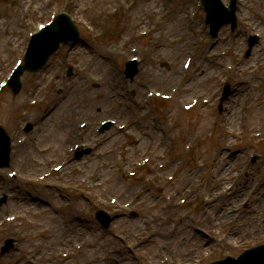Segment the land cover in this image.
Listing matches in <instances>:
<instances>
[{
    "label": "rangeland",
    "instance_id": "obj_1",
    "mask_svg": "<svg viewBox=\"0 0 264 264\" xmlns=\"http://www.w3.org/2000/svg\"><path fill=\"white\" fill-rule=\"evenodd\" d=\"M199 1L0 0V81L24 57L29 34H36L38 24L54 12L72 16L82 38L77 46H64L41 73H26L18 96L6 90L0 98V127L14 137L15 148L10 167L0 171V198L6 199L0 205V251L8 239L15 248L0 255V264H210L264 244L262 223L256 220L261 229L253 233L231 210L250 202L242 213L255 223L254 205L264 197V0H247L249 6L241 9L238 0L239 27L235 33L224 28L216 44L204 11L198 10L190 24L186 19ZM179 17L187 31L182 53ZM89 25L99 38L87 30ZM144 30L149 36L138 38ZM255 34L260 40L247 58L248 41ZM120 44H126L127 54L111 57L108 50ZM103 56L120 73L119 84L106 85L102 69H87ZM132 56L142 59L134 80L126 76ZM187 58L192 68L186 73ZM246 69L249 75L242 73ZM225 84L232 94L221 108ZM174 90L172 101L156 97ZM109 93L117 104L105 102ZM32 100L38 101L36 107L29 106ZM194 100L199 101L195 108L185 111ZM108 119L127 129L114 127L93 137ZM82 123L89 126L79 129ZM25 124L32 126L27 134ZM77 130L88 144L78 141V147L96 146L94 152L83 151L78 161L72 154L66 158L74 150ZM22 137L27 142L18 147ZM237 156L239 164L233 166ZM65 161L72 162L66 171L41 180ZM11 171L19 178L9 179ZM258 180L248 195H233ZM206 192L223 196L207 203ZM227 194L232 195L229 204ZM99 211L115 218L109 230L97 223ZM9 217L15 221L8 223ZM242 228L240 239L236 236ZM145 229L152 232L141 237ZM126 245L134 248L122 252ZM118 256L124 261L116 262ZM164 258L169 261L160 263Z\"/></svg>",
    "mask_w": 264,
    "mask_h": 264
},
{
    "label": "bare ground",
    "instance_id": "obj_2",
    "mask_svg": "<svg viewBox=\"0 0 264 264\" xmlns=\"http://www.w3.org/2000/svg\"><path fill=\"white\" fill-rule=\"evenodd\" d=\"M260 3L263 1V0H258ZM257 1V2H258ZM249 1H247V0H242V2H241V6H240V9L241 8H243V7H247V6H249ZM192 5V4H191ZM256 5V4H255ZM195 6V5H194ZM257 6V5H256ZM182 7V6H181ZM258 7V6H257ZM254 11H256L258 8H256V7H251ZM250 10V9H249ZM256 15H258V13H256ZM185 16H186V19L188 20V23L190 22V17H189V11L187 12V15L185 14ZM259 18H260V16H259ZM178 24H180L181 26H182V29H180V31H183L182 32V37H181V41H179L180 43L179 44H181V46H179V47H181V49H180V52L182 53V52H184L185 50H186V46H187V39H186V36H187V31L184 29L183 30V27H184V21L182 20V18L180 19V17H179V22H178ZM190 24V23H189ZM256 24L257 25H259V23H258V21L256 22ZM167 41H169L168 39H167ZM170 42V41H169ZM173 45H176V43H173V42H171ZM178 44V43H177ZM168 45V44H167ZM118 47H122L123 49H125L127 46H126V44H123V45H118ZM112 49V48H111ZM252 48H251V46L250 45H248V50H249V52L251 51V52H253L252 50H251ZM117 52H116V50L114 49V50H108V54L111 56V57H113V55L115 56V54H116ZM117 55V54H116ZM118 55H121V54H118ZM93 57V56H92ZM108 56H103L101 59H100V61L99 60H96V62H94V64H91L90 62L88 63V67H87V69H89V67H94L96 70H103V75L102 76H104V78H105V80L104 81H106L107 79H108V82L106 83V85H112V86H114L115 85V83L116 84H119V79H120V73L118 72V70H116L115 69V67L113 66V64L112 63H109V57L107 58ZM251 69V68H250ZM250 69H246V70H243L242 71V73L243 74H247V75H249V72H250ZM83 72V71H82ZM87 72V71H86ZM253 72H256V73H260L261 71H259V70H253ZM107 73H108V75H107ZM252 74V73H251ZM263 74H264V71H263ZM106 75H107V77H106ZM129 79H131V78H129ZM97 80V79H96ZM95 81V80H94ZM156 84H158L159 82H155ZM198 83H201V82H198ZM160 84V83H159ZM76 85H78V83L76 84ZM86 86V85H85ZM251 86V88H253V90L255 91L256 90V88H258V87H254V85H250ZM249 86V87H250ZM78 87H80V89L82 88V86L81 85H79ZM84 87V86H83ZM78 89H76V91H77ZM128 90V89H127ZM79 92V91H78ZM78 92H76V93H78ZM222 95H223V93H222ZM117 97V96H116ZM104 100H105V102H111L110 104H117L118 103V99H116L115 98V95L114 94H105V97H104ZM221 106H223V104L221 103L220 104ZM50 111V110H49ZM191 111V110H190ZM117 114H119V115H121L122 113H120V111H118L117 110ZM120 117V116H119ZM122 118V117H121ZM110 120V119H109ZM72 134V133H71ZM85 134H82L81 132H79L78 130L76 131V137H75V140L73 141V144L71 145V147H73L74 145L76 146L77 145V143H76V141H79V140H82V143L83 144H86L87 142H86V136H84ZM98 135L99 134H93V137H98ZM71 139H69V141H70ZM54 145L56 146V147H58L59 149H62V144L60 143V142H58L57 140H55V143H54ZM83 148H79L78 149V151H81ZM98 150H96V152H97ZM79 153V152H78ZM77 153V154H78ZM69 154H72L73 155V157H77L76 155H74L73 153H67V158H71V155H69ZM235 158V160L234 161H232V163H233V166H237L238 164H239V160H240V157L239 156H237V157H234ZM77 160V159H76ZM76 160H74V159H72V162H76ZM89 161L88 160H85L84 161V163L85 164H87ZM68 165V164H67ZM206 167H207V164H206ZM67 170V168L65 167L64 168V171H66ZM72 169L71 168H69L68 169V171H71ZM62 172H63V169L61 170ZM201 177V176H200ZM175 179H173V181H174ZM264 182V181H263ZM259 184H260V181L258 180L257 181V184L256 183H254V184H251L246 190H244V191H239V192H234V194L233 195H236V198H237V196L238 197H240L241 195H248L249 193H250V191H252L253 189H257V187L259 186ZM262 184V186H264V183H261ZM193 188H195V185H192V186H189V188L187 189V193L188 194H190L192 191H193ZM264 190V187H262L261 188V191H263ZM254 191V190H253ZM207 193V195H209V197H211V198H213L214 200L215 199H217V197H222L223 196V192H219V193H208V192H206ZM232 195L231 194H227L226 195V197L224 198L225 199V201H226V203L227 204H229L228 203V201H230L231 200V197ZM255 199H258V196H256V197H254ZM264 198V197H263ZM263 198H261L260 200H259V202L258 203H256V205H254V207L256 206V209H255V212H256V219H255V223H254V218H250V219H247L246 218V216H243V211H242V206H243V209H245L247 212H248V210L250 209V202H246V201H244L243 203H241L239 206L238 205H232L231 206V210L233 211V210H236V212H237V214H234L233 215V218L234 219H236V220H238V222H240V219H243V220H241V224H245V223H247L248 225L247 226H250L249 227V229H251V231L253 232V233H255V232H258V233H260L259 232V229H261V228H259V227H256V225H257V221L256 220H258L260 223H262V226L261 227H263L264 226V209H262V210H258V208H259V206L260 205H264V201H263ZM234 202H235V200H234ZM213 204H214V202H213ZM243 204V205H242ZM244 204H246L245 206H244ZM207 206H212V204H208ZM261 208V207H260ZM258 211H259V213H258ZM250 213H249V215L252 213V211L250 210L249 211ZM242 213V214H241ZM260 215L261 216V218H262V220L257 216V215ZM252 215H253V213H252ZM117 216L118 215H116V218H117ZM251 216V215H250ZM109 215L107 214V213H105V212H103V214L102 213H100L99 214V216L96 218V221L99 223V226L101 227V228H103L104 229V231L105 230H109V228H110V226H111V223H113L114 221H115V219L112 221V222H110L109 221ZM120 216H118V218H119ZM134 217H136V216H134ZM228 218H229V216H228ZM235 221V220H234ZM243 222H245V223H243ZM221 224H219V226H220ZM246 228V227H245ZM245 228H242L241 229V232H240V234L239 235H237L236 237H238L239 236V238L241 239V238H243V230L245 229ZM256 228V230L254 231V229ZM156 231V230H155ZM150 232H152V230H150V229H148V232L146 231V229H145V231H140V236L141 235H144V236H146L148 233H150ZM142 237V236H141ZM226 237V236H225ZM115 238H117V237H115ZM227 238V237H226ZM118 240V239H117ZM137 243V242H136ZM134 245H136V248L139 246V244L137 243V244H135L134 243ZM134 248V247H133ZM133 248H131V247H129V246H125V248H123L122 249V252L124 251V252H127V253H129L130 252V250H132ZM258 248H260L259 246H257V247H254V248H251V249H247L246 251H244L240 256H242V255H244L245 253H247V252H249V251H252V250H255V249H258ZM115 251V250H114ZM113 251V252H114ZM181 253H185V252H181ZM56 255V257H60V251L59 250H57V252L55 253ZM229 258H231V256L229 257ZM169 259V258H168ZM167 258H164V259H161L160 260V263H167L169 260H168ZM116 262H118L119 260L122 262V260L124 261V257L121 259V257H117L116 259ZM119 261V262H120ZM127 261V260H126ZM165 261V262H164ZM222 261H225V260H221V262ZM118 262V263H119Z\"/></svg>",
    "mask_w": 264,
    "mask_h": 264
},
{
    "label": "water",
    "instance_id": "obj_3",
    "mask_svg": "<svg viewBox=\"0 0 264 264\" xmlns=\"http://www.w3.org/2000/svg\"><path fill=\"white\" fill-rule=\"evenodd\" d=\"M206 10L208 13V21H211V19L213 18V15L216 13V10L208 2H206ZM227 20L228 19H225L224 21H227ZM58 26H59V21L55 26L51 27L50 29L46 31V42L47 43L51 42V45H53L52 48L46 49V54H47L46 58L57 49L59 43L64 41V38L66 37V34H65V35H61L60 37H55L51 41L49 40V37H47L48 31L57 29ZM37 69L38 67L33 66L31 58H28L26 66L22 69V71H25V70L36 71ZM6 155H5L4 162H0V166H4L7 164L8 158ZM214 264H264V246L258 249L249 251L245 253L244 255H242L241 257H239L238 259L227 258L225 261L214 263Z\"/></svg>",
    "mask_w": 264,
    "mask_h": 264
}]
</instances>
